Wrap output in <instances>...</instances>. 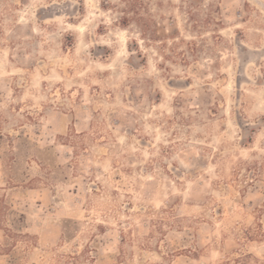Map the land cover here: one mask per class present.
Listing matches in <instances>:
<instances>
[{
    "label": "rangeland",
    "instance_id": "obj_1",
    "mask_svg": "<svg viewBox=\"0 0 264 264\" xmlns=\"http://www.w3.org/2000/svg\"><path fill=\"white\" fill-rule=\"evenodd\" d=\"M264 263V0H0V264Z\"/></svg>",
    "mask_w": 264,
    "mask_h": 264
},
{
    "label": "trees",
    "instance_id": "obj_2",
    "mask_svg": "<svg viewBox=\"0 0 264 264\" xmlns=\"http://www.w3.org/2000/svg\"><path fill=\"white\" fill-rule=\"evenodd\" d=\"M255 264H264V263L257 261Z\"/></svg>",
    "mask_w": 264,
    "mask_h": 264
}]
</instances>
